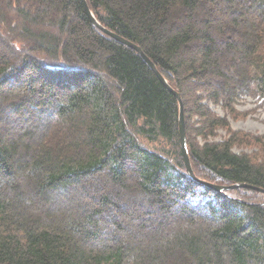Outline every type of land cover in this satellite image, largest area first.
<instances>
[{"label":"trees","instance_id":"1","mask_svg":"<svg viewBox=\"0 0 264 264\" xmlns=\"http://www.w3.org/2000/svg\"><path fill=\"white\" fill-rule=\"evenodd\" d=\"M87 2L195 176L249 187L190 177L82 0H0V264H264V136L211 106L264 99V0Z\"/></svg>","mask_w":264,"mask_h":264},{"label":"water","instance_id":"2","mask_svg":"<svg viewBox=\"0 0 264 264\" xmlns=\"http://www.w3.org/2000/svg\"><path fill=\"white\" fill-rule=\"evenodd\" d=\"M83 4H84V8L86 11L87 16L89 17L90 21L92 22V24H94L96 27H98L100 30H102L105 34H107L108 36L114 38L115 40H117L118 42L128 46L129 48L135 50L136 52H138L142 58L144 59V61L148 64V66L153 70V72L157 75V77L160 79V81L177 97V99L179 100L180 103V116H179V128H180V139H181V145H182V151H183V156H184V161H185V165L187 168V171L190 175V177L197 181L198 183L212 189L215 190L217 192H223L224 190H232V189H236V188H248L249 186L247 185H233L231 187H223V186H218L212 183H208L202 180H199L194 173L193 167H192V163L190 160V156H189V151H188V144H187V129H186V122H185V111H184V104L182 101V97L181 95L176 92L167 82V80L162 76V74L159 72V70L157 69V67L155 66V64L144 54V52L142 51V49L127 41L126 39L118 36L117 34L105 29L103 26L100 25V23L97 21V19L95 18L94 14L91 12L88 2L87 0H82ZM259 191H261L262 193H264V190L261 189H257Z\"/></svg>","mask_w":264,"mask_h":264},{"label":"rangeland","instance_id":"3","mask_svg":"<svg viewBox=\"0 0 264 264\" xmlns=\"http://www.w3.org/2000/svg\"><path fill=\"white\" fill-rule=\"evenodd\" d=\"M211 106L217 115L228 119L233 130L264 136V99L247 97L240 100L236 105V109L239 112L236 118L230 115L221 106ZM226 136L227 132L225 130H219L217 137L213 140H221ZM236 151L240 152V150Z\"/></svg>","mask_w":264,"mask_h":264}]
</instances>
